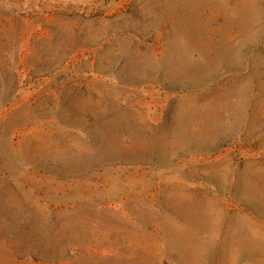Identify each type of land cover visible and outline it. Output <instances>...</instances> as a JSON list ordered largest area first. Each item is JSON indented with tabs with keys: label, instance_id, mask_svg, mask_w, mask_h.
<instances>
[{
	"label": "rangeland",
	"instance_id": "obj_1",
	"mask_svg": "<svg viewBox=\"0 0 264 264\" xmlns=\"http://www.w3.org/2000/svg\"><path fill=\"white\" fill-rule=\"evenodd\" d=\"M0 264H264V0H0Z\"/></svg>",
	"mask_w": 264,
	"mask_h": 264
}]
</instances>
